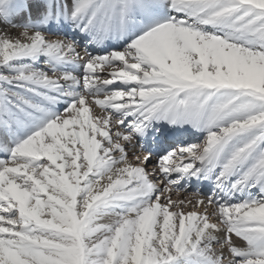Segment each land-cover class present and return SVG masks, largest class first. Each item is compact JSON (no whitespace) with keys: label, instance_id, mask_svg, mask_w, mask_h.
Wrapping results in <instances>:
<instances>
[{"label":"snow or ice","instance_id":"obj_1","mask_svg":"<svg viewBox=\"0 0 264 264\" xmlns=\"http://www.w3.org/2000/svg\"><path fill=\"white\" fill-rule=\"evenodd\" d=\"M0 264H264V0H0Z\"/></svg>","mask_w":264,"mask_h":264}]
</instances>
